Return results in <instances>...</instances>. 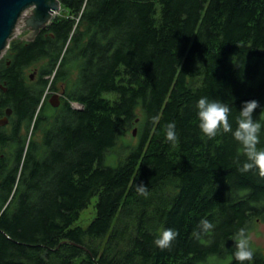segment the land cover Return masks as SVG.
<instances>
[{"label":"trees","instance_id":"16d2710c","mask_svg":"<svg viewBox=\"0 0 264 264\" xmlns=\"http://www.w3.org/2000/svg\"><path fill=\"white\" fill-rule=\"evenodd\" d=\"M60 1L67 15L31 43L12 40L11 66L0 64L15 124L0 126V149L13 150L0 158V264H241L231 252L264 219V176L241 171L230 132L200 130L196 103L226 104L233 129L246 100L259 117L264 0ZM61 86V106L40 109ZM24 126L42 140L21 138ZM248 247L243 264H264Z\"/></svg>","mask_w":264,"mask_h":264},{"label":"clouds","instance_id":"9594fccd","mask_svg":"<svg viewBox=\"0 0 264 264\" xmlns=\"http://www.w3.org/2000/svg\"><path fill=\"white\" fill-rule=\"evenodd\" d=\"M49 90H47V93H49ZM46 94L40 109L47 98L50 97L49 94ZM196 108L198 110L197 117L200 130L209 137L216 136L221 128L224 132H230L240 146V153L245 157L241 171L254 170L259 175L264 176V146L261 143L262 138H264V109L261 110L258 118H254L255 110L261 108L260 102L252 99L242 103L238 115L235 117L236 126L234 129L229 122L230 108L221 101L201 97L196 103ZM167 138L170 141H174L176 138L174 123H169L168 125ZM1 154L3 153L1 152ZM172 238V230L166 229L157 237L155 243L161 247L167 246ZM233 254L241 264L244 261H250L254 255L253 251L248 247L247 238L243 230H241L238 239L235 241Z\"/></svg>","mask_w":264,"mask_h":264},{"label":"water","instance_id":"95a60500","mask_svg":"<svg viewBox=\"0 0 264 264\" xmlns=\"http://www.w3.org/2000/svg\"><path fill=\"white\" fill-rule=\"evenodd\" d=\"M62 10L60 0H0V58L10 48L18 32L29 30L27 41H34L42 30L47 29L55 16ZM62 95L55 94L49 103L54 108L62 104ZM12 110L8 111L6 118L0 119V126L9 125ZM138 130H134V137ZM0 151V158H3Z\"/></svg>","mask_w":264,"mask_h":264},{"label":"rangeland","instance_id":"374dc122","mask_svg":"<svg viewBox=\"0 0 264 264\" xmlns=\"http://www.w3.org/2000/svg\"><path fill=\"white\" fill-rule=\"evenodd\" d=\"M62 15L66 16L67 13L63 12V10H61V13L59 15H57V16H62ZM28 34H29V30H22V31L17 33V35L15 36L13 41H24ZM25 41H27V40H25ZM9 50H10V48H9ZM7 52H8V50H7ZM7 52H5L3 54V56L0 58V64H2V62H4V60L6 59ZM43 65H44V62L37 63V64L33 65L32 68H30L29 70H27L25 72L28 84H32V83L38 82L40 80V78H41L40 70H41V67ZM49 89H48L49 90V93H48L49 96L53 97L55 94H59V95H62V97H61L62 100L65 97V95L63 94L64 86L63 87L61 86L59 91H53V90H51V88H49ZM107 95L108 94H106V96ZM115 97L116 96H114V98ZM49 98H47V100ZM73 105L76 107V104H73ZM14 125H15L14 123L13 124L10 123L9 126H6L5 132L8 135H11L13 133V129L15 128ZM138 133H139V130H138ZM138 133H137L136 137H132V136L128 135L127 138L129 140L133 141V142H136L137 141V137H138ZM20 136H21V138L27 137L29 140L31 138H34V140H36L38 142H40L42 140V138H43L42 134L32 135V132H28L26 130V126L23 127ZM0 150H1L2 153H7V154H12L13 153V150H11L9 148H4V149H0ZM96 199L97 198H95L93 200V202L91 203V205L87 209H85L83 211V213H82L80 225H82L85 228H87L90 225L91 221L95 217L96 212H95L94 205L96 203ZM252 228L253 229H252L251 233L249 234L248 244L251 245V246H254L255 249H262L264 251V219L263 218H258V221H257L256 225H254ZM233 253H234V251L231 252L232 257H235Z\"/></svg>","mask_w":264,"mask_h":264},{"label":"flooded vegetation","instance_id":"af4514ba","mask_svg":"<svg viewBox=\"0 0 264 264\" xmlns=\"http://www.w3.org/2000/svg\"><path fill=\"white\" fill-rule=\"evenodd\" d=\"M44 30H42L41 31V33L43 32ZM40 35V34H39ZM39 35L37 36V37H39ZM37 37H36V39H37ZM35 39V40H36ZM23 42H25L26 44H28V43H31V42H33V41H23ZM14 53L13 52H10V55H13ZM7 59H8V57H7ZM8 61V65L9 66H11V61H9V59L7 60ZM7 63V62H6ZM35 64H37V63H35ZM35 64H33V65H35ZM33 65H31L30 67H28L25 71H27V70H29L30 68H32L33 67ZM8 92H9V88H8V82L7 81H4L3 83H1L0 82V119H2V118H6L7 117V115H8V111L10 110V108L8 107H5V101H3V99L5 98V96L8 94ZM14 112V111H13ZM13 112H12V115L10 116V117H8L9 118V120H10V123H11V119H12V117L14 116V114H13ZM9 123V124H10Z\"/></svg>","mask_w":264,"mask_h":264},{"label":"built area","instance_id":"2783aa9c","mask_svg":"<svg viewBox=\"0 0 264 264\" xmlns=\"http://www.w3.org/2000/svg\"><path fill=\"white\" fill-rule=\"evenodd\" d=\"M48 94V93H47ZM46 94V95H47ZM46 97V96H45ZM75 107V106H74ZM76 109H83V106L82 105H80V104H76V107H75Z\"/></svg>","mask_w":264,"mask_h":264}]
</instances>
